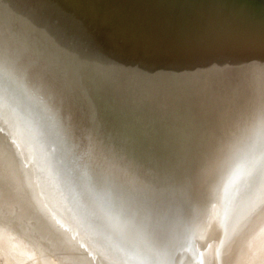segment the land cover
I'll use <instances>...</instances> for the list:
<instances>
[{
	"label": "bare ground",
	"instance_id": "bare-ground-1",
	"mask_svg": "<svg viewBox=\"0 0 264 264\" xmlns=\"http://www.w3.org/2000/svg\"><path fill=\"white\" fill-rule=\"evenodd\" d=\"M71 1L30 0L23 7L28 9L14 12L11 0H0V211L10 207L0 217L9 219L10 227L29 225L23 235L32 238L16 245L17 234L11 233L12 240L6 235L0 247L25 255L32 246L41 252L66 249L57 258L69 264H123L111 248L112 261L94 250L91 243L103 244L87 239L81 225L67 217L53 182L45 183L53 159H73L78 178L85 175L78 167L73 128L66 125L71 118L65 117L62 87L54 90L46 81L51 73L68 83L79 108L125 130L129 136L121 145L128 159L141 147L131 135H144V146L158 153L155 159L179 168L178 177L202 192L218 186L213 201L195 216L198 233L181 248L184 256L194 264H264V52L245 59L232 39L222 48L207 46L197 40L200 27L181 29L175 47L163 28L153 26L151 15L132 17L114 0ZM211 27L218 36L227 26L216 16ZM248 61L255 63L249 64L250 73ZM261 68L263 73L255 74ZM189 131L195 136L186 137ZM174 181L172 170L154 179L145 194L150 192L148 213ZM242 194L243 217L255 215L252 233L242 218L230 221L232 200ZM51 225L57 232L48 229ZM72 250L77 254H65Z\"/></svg>",
	"mask_w": 264,
	"mask_h": 264
},
{
	"label": "water",
	"instance_id": "water-1",
	"mask_svg": "<svg viewBox=\"0 0 264 264\" xmlns=\"http://www.w3.org/2000/svg\"><path fill=\"white\" fill-rule=\"evenodd\" d=\"M29 2L30 0H11L13 11L28 9L23 7ZM71 4H76V0H72ZM114 4L123 6L122 12L126 11L132 17L144 19L151 15L153 26L163 28L165 36L172 40V45L175 47H178V40L184 34L181 29L186 27L193 32L200 27L197 40L207 46L216 45L222 48L230 45L232 39L233 43H236L234 45H237L238 49L240 48L239 51L245 55V59L246 55L264 52V0H114ZM216 16L227 26L225 31L222 29L218 32L219 37L216 32L214 36L211 27ZM37 20L44 23L41 16H38ZM205 20L210 24L204 22ZM41 26L44 27V25ZM160 38L161 36H158L156 39L160 40ZM242 43L244 47H241ZM201 48L206 49L203 44ZM236 60L239 61V56ZM249 64L252 67L255 65L251 62L247 63L246 69L247 71L249 69L247 73L253 70ZM260 67L262 65L258 68ZM258 72L263 73L262 68L256 69L255 74ZM55 76L47 73L46 81L54 90L62 87L61 91L64 93L62 102L66 108L64 109L65 117L71 118L69 120L71 124L66 123V125L73 128L71 138L77 144L78 167L81 173L85 170V175L82 173V180H80L76 172L77 165L73 159L66 163L62 160L57 163L53 159L51 164L46 165L49 176L45 177V183H48V179L51 180L55 191L58 190V195L63 197L61 199L67 211L72 212L65 211L67 217L70 215V220L81 225L79 230L86 235L89 234L86 236L87 239L103 244L105 247L90 242L91 245L96 246L94 250L99 255L111 261L112 253L115 251L123 264H194L183 255L181 248L189 245L198 233V218L195 216L199 215L198 212L204 204L213 201L212 198L216 195L214 191H217L218 186H211L208 191L202 192L199 188L192 186L193 182L188 183L182 176L178 177L179 168L175 165V168H171L173 163L170 164L169 160L163 157L155 159L158 153L154 154L149 145L144 146L141 138L145 139L144 135L141 137L131 135L133 140L141 142V147L137 149L139 153L131 154V158L128 159L121 145L122 137L129 136L124 135L125 130L118 128L117 123L114 125L110 119L102 121V116H95L89 109L79 108L74 103L72 91L68 90V83L59 81ZM197 131H201V127ZM194 133L196 131H189L186 137L189 135L194 137ZM194 143L196 142L191 141V144ZM16 147L18 150L23 149L21 139ZM170 170L174 173L175 181L169 193L159 196L156 199L158 204L148 213L150 206L145 204L147 201L145 196L149 197L150 192L145 194L159 174ZM161 182L166 184L162 180ZM154 186H156L155 183ZM239 197L236 201L235 198L232 200L234 203L230 211V221H238L242 218L241 222L246 225L248 232H251L249 223L254 222L255 215L252 219L251 214L249 219L243 217L241 204L246 196L242 194ZM50 199L53 203L54 198ZM239 201H241L240 204ZM207 208L208 206L204 209ZM6 209L10 207L4 206L0 213L4 214L5 212L2 211ZM12 212L13 207H11ZM0 219L1 246L7 241L2 239H8L11 233L19 236L14 239L16 245L25 246V240L30 241L23 235V231L27 230L29 225L21 227L17 224L10 227L9 219L7 221L2 215ZM186 227L189 228L188 231H185ZM6 229H9L10 234L6 233ZM15 229L22 232L16 233ZM48 229L57 232L56 227L52 225ZM11 238L12 236L9 239ZM104 240L108 244H105ZM259 244L261 245L260 242ZM33 247L26 252L27 255H23L27 258L32 256L34 260L36 259L35 264H69V261H60L61 257L57 258L60 255L63 256L66 249L41 248V252ZM194 247L197 250L195 245ZM13 251L16 255L21 254L18 250ZM65 254L71 256L76 255L77 252L72 250Z\"/></svg>",
	"mask_w": 264,
	"mask_h": 264
},
{
	"label": "rangeland",
	"instance_id": "rangeland-1",
	"mask_svg": "<svg viewBox=\"0 0 264 264\" xmlns=\"http://www.w3.org/2000/svg\"><path fill=\"white\" fill-rule=\"evenodd\" d=\"M31 258L33 257L31 256ZM31 258H27L23 254L16 255L11 248L9 249V247H8V251L6 248L4 249L0 247V264H29V263L35 264L34 258L33 259Z\"/></svg>",
	"mask_w": 264,
	"mask_h": 264
}]
</instances>
